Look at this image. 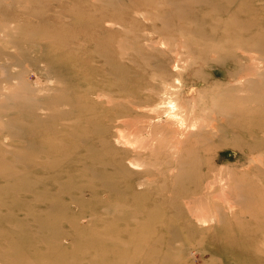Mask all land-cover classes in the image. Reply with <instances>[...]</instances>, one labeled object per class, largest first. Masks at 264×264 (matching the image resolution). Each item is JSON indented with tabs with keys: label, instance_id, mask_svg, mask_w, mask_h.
Wrapping results in <instances>:
<instances>
[{
	"label": "rangeland",
	"instance_id": "1",
	"mask_svg": "<svg viewBox=\"0 0 264 264\" xmlns=\"http://www.w3.org/2000/svg\"><path fill=\"white\" fill-rule=\"evenodd\" d=\"M0 264H264V0H0Z\"/></svg>",
	"mask_w": 264,
	"mask_h": 264
},
{
	"label": "bare ground",
	"instance_id": "2",
	"mask_svg": "<svg viewBox=\"0 0 264 264\" xmlns=\"http://www.w3.org/2000/svg\"><path fill=\"white\" fill-rule=\"evenodd\" d=\"M150 42V41H149ZM161 43H163L162 41H160ZM157 44V43H156ZM155 44V45H156ZM180 45V44H179ZM166 48V47H165ZM176 51V50H175ZM175 52H173V54H174ZM182 55V54H181ZM250 55V54H249ZM175 56H176V54H175ZM179 56V55H178ZM251 56V55H250ZM177 57V56H176ZM175 57V58H176ZM249 57V56H248ZM249 59H250V57H249ZM254 60V59H253ZM253 60H252V62H253ZM173 62H174V60H173ZM175 63H176V61H175ZM175 63H173L174 64V66H173V69H174V67H176L175 66ZM184 64H185V62H183ZM247 64V63H246ZM172 65V64H171ZM253 65V64H252ZM203 66H205V65H203ZM218 67V66H217ZM177 68V67H176ZM222 69V68H221ZM251 72V71H250ZM248 73V72H247ZM180 74V73H179ZM249 74V73H248ZM247 74V75H248ZM246 75V74H245ZM245 75L243 76V77H245ZM165 78L166 77H164V76H162L161 77V79L163 80V84H164V86H162L161 88H162V90H163V92H164V96H165V99L164 100H162V101H158V108H157V104H156V107L154 108H145V112H147L146 113V116H145V119H143V120H141L140 119V121H143V122H146V121H148L147 122V124L148 123H150L151 121H150V119H153V118H158V121L159 122H155L156 123V128H157V126H159V124L160 125H163V126H169V124L171 125V124H173V129H171L170 130V128H169V130L173 133V131L175 130L176 132H178L179 131V134H180V132H181V134L183 133V131L185 130H187V131H193V130H195V129H197V131L198 132H200L198 129H202V127H206V126H208V125H210V124H208L209 122H206V123H204V122H202L201 124H199V123H197L198 121H197V119L198 118H196V114H197V112H196V110H195V101H193V103L192 102H189L190 100H188L189 98V96L187 97L188 99L186 100V97H185V99H184V97L183 98H181V96L180 95H182L181 93H182V88H180V89H175V86H174V83L172 82V81H170L168 78L165 80ZM241 78V77H240ZM238 79V78H237ZM239 80H241V79H239ZM176 82H178L177 80H175ZM241 82V81H240ZM179 83V82H178ZM181 84V83H180ZM180 84L178 85V86H180ZM244 86H245V83H244ZM244 86H242V87H244ZM242 87L241 86H239V87H234L235 89H242ZM240 92V91H239ZM247 92V91H246ZM248 93V92H247ZM246 94V93H245ZM157 95V94H156ZM143 96V95H142ZM145 98L143 99L145 102H146V106L148 105V104H150L152 101H154V100H157L158 99V97H156L154 94L152 95H150V94H145ZM184 96H185V94H184ZM191 96H193L192 94H191ZM238 97V96H237ZM228 97L227 99H225L223 102V105H225V106H228V105H233L235 108H236V111L235 112H233L232 113V115H234V116H236V118H238L237 120H239L240 121V119H241V114H243V110L244 109H247V108H249L250 110H251V108L253 107V109L255 110V106L256 105H254V104H251L250 103V105H248V104H246L245 102H244V100L241 98V97ZM142 100V99H141ZM159 100V99H158ZM183 100L185 101V104H184V102H183ZM192 100H194V98L192 99ZM246 104V105H245ZM188 105V106H187ZM133 106V105H132ZM246 107V108H245ZM251 107V108H250ZM191 112H193V114L191 113ZM192 115H191V114ZM246 114V113H245ZM4 115V114H3ZM226 115V114H225ZM250 115V114H249ZM224 118V117H223ZM252 118V117H251ZM136 119H138V118H136ZM206 119V118H205ZM125 120V119H124ZM134 120V119H133ZM200 120V119H199ZM218 120V119H217ZM220 120V119H219ZM234 120H236V119H234ZM139 121V122H140ZM201 121H204V119H201ZM201 121H199V122H201ZM69 122V121H68ZM136 122V121H135ZM153 122V123H154ZM241 122V121H240ZM142 123V122H141ZM132 124V123H131ZM143 124V123H142ZM147 124H146V126H147ZM235 124V123H234ZM241 124V123H240ZM135 125V124H134ZM134 125H133V127H134ZM140 125V124H139ZM139 125H138V128H139ZM128 126H131L130 124L128 125ZM127 126V127H128ZM162 126V127H163ZM211 126H213L214 127V125H210V127ZM231 126H233V124L231 125ZM230 126V127H231ZM141 127H143V126H141ZM140 127V128H141ZM161 127V126H160ZM161 127V128H162ZM172 127V126H171ZM124 128V127H123ZM135 128H136V125H135ZM150 128V127H149ZM153 128V127H152ZM151 128V129H152ZM156 128H154V130L156 129ZM208 128V127H207ZM215 128V127H214ZM125 129V128H124ZM147 129V128H146ZM167 129V128H166ZM189 129V130H188ZM209 129V128H208ZM208 129H207V131H208ZM123 129H121V131H122ZM157 130V129H156ZM162 130H165V128L164 129H162ZM169 130H168V132H169ZM173 130V131H172ZM203 130V129H202ZM233 130V129H232ZM125 131V133H126V129L124 130ZM139 131V130H138ZM152 131V130H151ZM191 131V132H192ZM196 131V133H198ZM206 131V130H205ZM118 132V131H117ZM139 132H141V130L139 131ZM159 132V131H158ZM167 132V130H165V133ZM171 132H169V133H171ZM176 132L175 133H173V134H176ZM132 133V132H131ZM185 133V132H184ZM209 133H210V131H209ZM254 133V132H253ZM129 134H130V132H129ZM128 134V135H129ZM133 134V133H132ZM136 134V133H135ZM148 134V133H147ZM187 134V132L185 133V135ZM120 134L118 133V136H119ZM125 135V134H124ZM124 135H121V136H123V139L125 138L126 140L124 141L125 143H127V141H129L130 140V137L129 138H126ZM139 135V134H138ZM163 134H161L160 136H162ZM201 135V134H200ZM214 135V134H213ZM132 136V135H131ZM134 136V135H133ZM136 136V135H135ZM170 136H172V134L170 135ZM202 136V135H201ZM203 136H204V133H203ZM255 136H256V134H255ZM163 137V136H162ZM165 137V136H164ZM168 137V136H167ZM176 137V136H175ZM206 137V136H205ZM210 137V136H209ZM120 138H122V137H120ZM135 138V137H134ZM171 138H173V137H171ZM178 138V139H177ZM181 138H183V137H180V140H181ZM175 139H177V141L179 140V137H176ZM240 141H242V138H241V140ZM239 141V142H240ZM123 142V141H122ZM131 142H132V140H131ZM237 142V141H236ZM235 141H234V143H236ZM246 142V141H245ZM242 143V142H241ZM124 144V143H123ZM132 144V143H131ZM128 144H126V146H127ZM133 145V144H132ZM134 145H136V144H134ZM235 145H238L237 143L235 144ZM247 145V144H246ZM232 146H233V142H232ZM237 147V146H236ZM239 147V146H238ZM251 148V147H250ZM249 147H248V149H250ZM253 148V147H252ZM241 149V148H240ZM254 149V148H253ZM255 150V149H254ZM251 151H253V150H251ZM254 152V151H253ZM253 154V153H252ZM208 164V163H207ZM250 165V164H249ZM206 167H207V165H206ZM206 181V180H205ZM219 181V180H218ZM207 183H209V185L211 184L210 182H207ZM214 183V182H213ZM214 184H216V182L214 183ZM213 184V185H214ZM204 185H205V183H204ZM211 187H212V184L210 185ZM209 186V187H210ZM209 187H207V188H209ZM210 187V188H211Z\"/></svg>",
	"mask_w": 264,
	"mask_h": 264
}]
</instances>
